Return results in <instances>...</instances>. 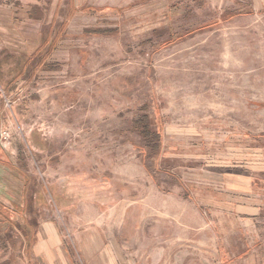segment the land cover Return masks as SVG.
Listing matches in <instances>:
<instances>
[{"label":"rangeland","instance_id":"rangeland-1","mask_svg":"<svg viewBox=\"0 0 264 264\" xmlns=\"http://www.w3.org/2000/svg\"><path fill=\"white\" fill-rule=\"evenodd\" d=\"M0 201V264H264V0H0Z\"/></svg>","mask_w":264,"mask_h":264},{"label":"crops","instance_id":"crops-1","mask_svg":"<svg viewBox=\"0 0 264 264\" xmlns=\"http://www.w3.org/2000/svg\"><path fill=\"white\" fill-rule=\"evenodd\" d=\"M56 237V238H55ZM53 236L51 238H53V240L55 243L52 244L51 246H48V241L49 239H47L46 243L44 242L45 240L43 238H39L37 240L38 244H36V253L38 255H44L47 254L48 252L45 253L46 248H54V247H59V245L61 244V240L59 238H57V236ZM31 240V239H29ZM25 244L28 241V238L24 239ZM104 240L101 236L96 235V234H80L79 237H77V245L78 243H80L81 248L83 253L85 254L87 260H89L92 264H109V261H107L106 256L102 253L101 255L99 254V250L101 249L103 252L105 250V246L104 245ZM47 244V245H45ZM103 246V247H101ZM67 252V251H66ZM106 253V252H105ZM68 254V252H67ZM48 256V255H47ZM58 261H60V264H67L65 260H63L61 258V256H59Z\"/></svg>","mask_w":264,"mask_h":264},{"label":"trees","instance_id":"trees-1","mask_svg":"<svg viewBox=\"0 0 264 264\" xmlns=\"http://www.w3.org/2000/svg\"><path fill=\"white\" fill-rule=\"evenodd\" d=\"M155 136H156V134H155ZM20 208H22V206L18 207V210H19ZM10 210H11V208L5 206V204H3V203L0 201V217H2L3 219H4V218H5V219L9 218V217H6V215H5V211H10ZM10 219L14 221V220H16V217H15L14 219H12V218H10ZM11 224H13V222H11ZM13 225H15V224H13Z\"/></svg>","mask_w":264,"mask_h":264},{"label":"built area","instance_id":"built-area-1","mask_svg":"<svg viewBox=\"0 0 264 264\" xmlns=\"http://www.w3.org/2000/svg\"><path fill=\"white\" fill-rule=\"evenodd\" d=\"M8 101V103L10 102V99H6Z\"/></svg>","mask_w":264,"mask_h":264}]
</instances>
